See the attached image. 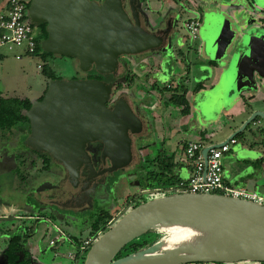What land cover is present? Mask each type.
Wrapping results in <instances>:
<instances>
[{
  "label": "water",
  "instance_id": "obj_1",
  "mask_svg": "<svg viewBox=\"0 0 264 264\" xmlns=\"http://www.w3.org/2000/svg\"><path fill=\"white\" fill-rule=\"evenodd\" d=\"M253 1L256 6H264V0ZM143 4L141 0L30 2L28 17L31 25L46 24L48 37L41 43L44 52L77 61L79 72H95L104 78H112V81L90 78L50 80L43 99L33 101L24 112L30 124L24 145L38 154L47 155L63 169L65 176L77 173L82 166L85 153L80 148L85 144L104 146L102 157L110 162L105 172L113 174L131 166L135 159L134 146L143 142L142 138L134 139L143 130V114L128 95L118 92L113 97L116 85L125 79L122 75L127 70V62L123 58L145 53H172L180 21L179 14L174 12L164 21L165 26L152 30ZM231 30L235 34L240 29ZM237 40L238 46L229 58L215 60L224 65L222 75L226 74L225 77L229 78L235 71L241 76L242 82L239 87L232 88L230 97L235 93L238 96L249 92L256 94L264 86L261 52L264 32L238 34ZM213 56L211 53L210 57ZM257 118L264 121V112L255 111L226 142L206 147L204 157L207 158L211 149L242 136ZM57 182L41 181L35 192L51 191L49 199L53 200L52 190ZM118 183L112 181L113 188ZM155 192L144 190L140 196ZM49 212L53 215L52 209ZM171 226L190 228L196 233L188 243L164 249V238L115 260L130 242L153 230H170ZM246 261L264 263V205L220 194L179 192L152 198L128 210L93 243L84 264Z\"/></svg>",
  "mask_w": 264,
  "mask_h": 264
},
{
  "label": "rangeland",
  "instance_id": "obj_2",
  "mask_svg": "<svg viewBox=\"0 0 264 264\" xmlns=\"http://www.w3.org/2000/svg\"><path fill=\"white\" fill-rule=\"evenodd\" d=\"M23 1L29 2L30 0ZM195 1L196 2H194L193 0H179L180 4L177 7L175 6V8L165 9V11H156L157 3L155 0H153L152 6L153 9H155V11H153L154 13L149 12V9L145 6L147 3L143 4L145 11L149 15L150 26L153 27L158 25L159 21H153L159 17H163V19H161L163 21L166 20V18L168 17L167 15L174 12H176L177 15L179 14L180 16V21L177 26L176 35L174 39L172 51L173 54L168 55L164 52H155L145 53L141 55L146 60V67H144V70L145 68L151 67L153 68L151 70L154 72L156 67H160L163 74L162 77L159 79L160 83L164 81L170 82V80H173V83H167L165 85L172 84L173 86H175V82L180 81L184 72L187 71V67L189 66L191 68V78L189 79L190 81L188 85L190 90L189 113L183 114L182 107H175L173 105H170L167 109L165 105H163V101L169 99L170 93L165 92L161 96L158 92V88L155 89L154 93H148V95L144 98V102H147L149 105L153 106L162 104V107L168 111L167 113L169 115V118L165 117V119L162 118L160 120L165 126L164 133L167 138V146L172 153H181V151H178V145H180V142L184 139V136H189V133L195 125H199L205 131L204 134L201 135L198 140H202L205 144L208 145H217L227 141L230 138V127L234 124H238L241 119L245 118V116L238 113V111L230 112L233 107H239V105L237 104L240 100L237 102L235 98L236 96L239 97V94L237 95L235 93V95L230 97V93L232 91V88L239 87V82H242L241 76L235 71L231 73L230 77L228 78L225 77L226 74L225 76L222 75L220 70H215L213 68L209 70V68L206 67L208 65V62L202 57L203 50L201 47L198 46L197 42L199 40H193L190 33L186 29L187 21L192 18L198 17L201 23V28L198 31V35L202 34V36L204 37V41L206 43V54L210 56V54L213 53L214 56L213 58L210 57V59L218 61L221 58H227L230 54H233L234 50L237 48L239 43L237 40V35L239 34V32L242 33V30L244 29L245 25L244 22H246V20L252 23L255 22L256 24L260 23V18H263L264 20L263 13L262 11H260L264 10L263 5L258 6L260 10L255 8H249V13L242 12L241 15L239 14L240 12L235 9V6L233 5V3H231V0H216L214 2H211L209 0ZM241 1L242 2L240 3L247 8V1ZM7 2L8 0H0V11L5 7ZM210 7L215 8L214 10L217 11L210 12ZM150 28L152 29V27ZM236 28H240V30L238 31V33L233 34L231 29ZM184 38L190 40L189 44L192 47V51L188 58H186V60V46L183 47V50H181V52L178 48L181 47V43ZM17 50L18 49L9 50L6 47H0V51L8 53L10 57H13ZM262 55L264 56L263 52ZM123 59H125V62L126 60H128L127 62H129L130 57H124ZM49 66L53 70V72H55V74L62 79H79L82 76L86 75L85 73L76 71V68L72 64L70 58L60 57L53 59L52 61H49ZM39 70L42 71V68ZM139 72L141 73L143 71L140 70ZM204 72L210 73L209 75H207L208 77H206L209 79L205 80L207 88L202 89L199 92H195L194 88L196 87V84L200 80H204ZM221 76H223V83L217 85L216 82ZM147 81H149L148 77ZM42 83L44 84V87H46V81L43 79L42 75L37 71V66H33L32 68H30L28 76V85L26 87L22 86L26 90L24 94H26V96L29 98H42L43 93L39 91V87ZM142 88L143 87L139 85L138 89L141 90ZM115 90L116 88L114 89V91ZM121 92L130 96L132 95L133 88H129L125 84L123 85ZM248 94H250L248 98L255 96V94L252 92H249ZM247 107L245 108L247 109ZM248 108H261L262 110H264V103L257 102L251 104ZM145 112L146 114L150 113L149 116H152L153 121L156 122V115L154 117L153 111ZM260 120L263 121L262 119ZM253 124L254 123H252L251 128H248L247 133L249 129H253ZM23 127L25 128L27 134L30 133V126L25 125ZM20 135L21 133H19L18 131L15 134L14 140L3 144L0 143V215L9 212L11 208L15 209V206L19 208L17 210H19L22 214L25 213V211L33 212V209L24 207L19 203H14V201L11 200V198H13L15 194L13 190L14 188L16 190V185L19 183L15 172L16 168H21L22 171L24 170L23 172H32V168H30L32 159L34 158L36 161H39L40 159L35 153L23 147L22 142L18 141L20 140ZM243 137L244 135L237 137V139ZM240 143H242V140H240ZM153 145L147 146L144 150L147 153L148 159H152L156 156V153L154 152L149 153V149L154 151L153 149H155L156 144L154 146ZM233 148L234 145L231 144V149L233 150ZM152 170H154V167L145 161L143 164V175L150 173ZM31 172L28 175L24 174L28 176L26 181H23V179L21 181L30 184L31 181H29V179L32 177ZM141 182V185H138L137 181H125V184L123 183L119 187L117 194L118 196L116 198L117 200L114 206L115 208L113 210H111V208L106 209L110 211L111 214H113V219L110 221L112 222L110 226L114 225L119 218H121L128 210L132 209L131 207L134 204H137V202H139L137 201V195L141 194L142 191H144L145 186L147 185V181ZM149 183L151 185L157 186L156 181H150ZM21 189L24 190V187L21 186ZM155 195L156 194L154 193L151 195H147L146 197L149 199H152V197H158L157 195ZM34 198L35 197L30 194L27 198V204L28 207L31 206L32 203L36 204L37 207L35 211L37 217H33L31 220L23 218L25 220L17 221L16 219L10 221L7 220L10 214H8V217L6 218L0 217L5 219L3 221H0V264H4V256L2 252L4 251L8 241L5 239L6 237L4 234H6L7 231H11L14 227H17V225L22 224L23 221L27 226H30L33 223L32 221H37L36 219H40V222L37 224V230L34 236H32V238L27 242V244H25V253L27 255L34 253L39 243H42L43 246L47 248L45 251L41 252V256L39 258H36L33 261V264H70L68 255L70 253L75 254V244H69L66 241L62 240L60 241L57 247L50 246V240L57 238L58 234L56 230H54L52 226H50L51 224L47 222L49 218L41 217L39 216V214H46V217H49L52 214L49 212V209H40L38 203L34 200ZM144 199L145 198L141 199L140 201L142 202ZM43 218L45 219V221L43 220ZM56 226L61 228L65 234L69 232L71 233V235L77 236L79 239H81V241L90 236L89 226L87 229H82V231L78 234L76 231H73L67 226L62 227L58 224ZM16 230L17 229L14 228V233H16ZM159 231L165 233L166 237L170 236V231L168 230L162 229ZM80 264H84V260L82 258L80 259Z\"/></svg>",
  "mask_w": 264,
  "mask_h": 264
},
{
  "label": "crops",
  "instance_id": "obj_3",
  "mask_svg": "<svg viewBox=\"0 0 264 264\" xmlns=\"http://www.w3.org/2000/svg\"><path fill=\"white\" fill-rule=\"evenodd\" d=\"M155 1L157 3L156 11H158V10L159 11H165V9L175 8V6L177 7L180 4V2H179V4H177V2L175 0H172V1H170V0H155ZM193 1L196 2L195 0H193ZM209 1L214 2L216 0H209ZM152 2H153V0H147V2H145V3H147L145 6H148V4L150 6L149 12L155 11V9H153ZM214 9L215 8H211V7L209 8V10H214ZM157 13H159V12H157ZM171 14H173V13H171ZM200 28H201V23H200L199 29ZM199 37H200V39H199ZM196 40H199V41H197L198 46L201 47L203 50L202 51L203 52L202 57L208 62V65L206 67L209 68V70L211 68H213L215 70H220L222 73L224 65L217 64V66H213V67L209 66V62L211 61V59H210V56H208L206 54V50H205L206 43L204 41V37L202 36V34H199ZM189 42H190L189 39L184 38V40H182L181 47H178L180 49V52H181V50H183V47L186 46L187 51H185V60H186V58H188V56L190 55V53L192 51V47L189 44ZM20 54H21V51L19 49L17 50V52L14 54L13 57H10L8 55V53H6V52L0 51V99H2V98H5V99L15 98V99H18L21 101L27 100L30 103H32L33 101L39 100V99L27 97L26 94H24L26 90L22 86L26 87L28 85V76H29L30 68H32L33 66H37V64L40 63V61H37V60L31 61L30 59H28L26 57L19 59L17 57ZM56 58H60V57H55L53 59H56ZM53 59H50V61H52ZM127 61L128 60H126V62ZM71 62L74 65V67L76 68V71H79L77 61L71 59ZM35 63H36V65H35ZM127 64L131 66L134 74L137 77L136 81H135V85L133 87L132 95H130L128 97H129V99L132 100L136 109L139 110V112L141 114H143L144 120L150 121L151 125L153 124L152 125L153 136H152V139L147 142V146H151L153 144L154 145L156 144V145H155V149H153L154 151L149 149L150 150L149 153L150 152L156 153L158 150H163L169 156L174 155L175 156V163H176L175 174L177 175V177L179 179H182L185 181L189 180L190 175H191V169L188 165L180 162L179 159H180V157H181V155H182V153H183V151L187 145V142H189V141H201V142H203L202 140H198V139L201 135L204 134L205 131L199 125L193 126L191 132L189 133V136H184V139L180 142V145H178V151H181V153H178V152L172 153L168 149V146H167V138H166L165 133H164L165 132V126L163 125V122L160 120L162 118L165 119V117L169 118V115L167 113L168 111L162 107V104L153 105V106L149 105L147 102H144V98L148 95V93H154L155 92L153 87H151L152 85H154V83H156L159 88H162L165 86V84L173 83L174 81L170 80V82L164 81V82L160 83L159 79L163 75L161 68L156 67L154 72L151 70V69H153L151 67L145 68V70H144V67H146V60L142 56H140L138 58H135V57L132 59L130 58L129 62H127ZM140 70H142L143 72L140 73L139 72ZM37 71L42 75L43 79L46 81V87H44L43 83L39 87V91L44 93L47 90L48 82L50 80H48L42 74V71L39 70L38 67H37ZM190 73H191V68H190ZM185 74H186V72H184L183 76ZM204 74H205L204 80H200L198 83L202 82L204 85V89H206L207 86H206L205 80L209 79L206 77H208L207 75H209L210 73L204 72ZM190 75L191 74H189V77L191 78ZM147 77H148L149 81H147ZM189 81L187 82V87L189 85ZM158 82L160 83V85ZM220 83H221V78L219 77V80H217L216 84L219 85ZM139 85H141L143 87L141 90L138 89ZM188 89H189V87H188ZM189 92H190V90H189ZM189 92L187 94V99H188V102L190 103ZM249 96H250V94H245V95H241L239 97H236L237 102L240 100L237 104V105H239V107L238 108L233 107L230 112L238 111V113H240L241 115H244L245 118L241 119L238 124H234L230 127V129H229V136L230 137H231V135H233L235 132H237L244 125V123L249 119V117L255 111H263L264 112V110H262L261 108H255V109L248 108V107H250L251 104H254L257 102L264 103V86L260 87L259 91L257 92V94H255L254 97L248 98ZM236 100H235V102H236ZM167 101L168 100H164L163 105H165V107L168 109L169 106H167V104H166ZM245 107H247V109ZM145 111H149V112L153 111L154 117L156 115V118H155L156 122L153 121L152 116H149L150 113L146 114ZM251 125H250V128L252 127ZM247 130H248V128L246 129V133L243 134L244 135L243 138L237 139V136L235 137V139L238 141V143L234 145L233 150L231 149V151L229 153L224 155V158H223L224 179H225L226 184H228L230 186L243 187V188H246L248 190L256 191L259 193H264V122L261 121L260 118H257L254 121L253 129H249L248 133H247ZM18 131H19V133H21L20 138H19L20 140H18V141L22 142L23 137H25V140H26L29 133L27 134L24 127L23 128L18 127L17 129L16 128L13 129L12 133L7 134L6 136H4L1 133L0 134V143L3 144V143L10 142V141L14 140L15 134ZM240 140H242V143H240ZM22 145L25 149H28L24 145V142L22 143ZM212 145H214V144L208 145V144L204 143L205 149H206V147H209ZM250 151L254 152L255 154H249L248 152H250ZM142 155L146 158L147 161L152 160V159L147 158L146 151H143ZM34 160L35 159L33 158L32 161H34ZM32 164L33 163H31V166H30V168H32V172L29 171L27 173L26 171L23 172L24 170L22 171L21 168H18V169L16 168L15 172H16L17 179L19 180V183L16 185L17 186L16 190H15V188L13 190V192L16 195L14 194V196H13V198H11V200L14 201V203H19L20 205H23L24 207H27L29 209H33V212L25 211V213L22 214L19 210H17L19 208H17V206H15V209L11 208L9 212L1 214L0 217L6 218V217H8V214H10L8 217L10 219H7L9 221L13 220V219L14 220L16 219V221H17V220L23 219V218H26L27 220H29V219L31 220L33 217H37L36 211H35V209L37 207L36 204L32 203L31 206H29V207L27 204L28 196L30 194H32L34 196V188H36L37 185L41 182V176H39V174H38V171L40 170V161H37L34 166H32ZM30 172L32 174V177L30 176L31 178L29 179V181H31L30 184H27L26 182L24 183L23 181H26V179L28 177L27 175ZM24 174H27V175H24ZM22 179H23V181H21ZM21 186L24 187V190L21 189ZM26 190H27V192H26ZM34 211H35V213H34ZM49 223L51 224L50 226H52V228L55 230V225H56V224H54L55 222L50 220ZM14 226H16V225H14ZM65 241L70 244L69 241H67V240H65ZM50 242H51V240H50ZM71 244H74V243L71 242ZM46 248L47 247L43 246L42 243H39V245L36 248V250L34 251V253L29 254V256L32 257L33 261H34L36 258H39L41 256V252L45 251Z\"/></svg>",
  "mask_w": 264,
  "mask_h": 264
},
{
  "label": "trees",
  "instance_id": "obj_4",
  "mask_svg": "<svg viewBox=\"0 0 264 264\" xmlns=\"http://www.w3.org/2000/svg\"><path fill=\"white\" fill-rule=\"evenodd\" d=\"M23 1V0H22ZM177 4H179V0H175ZM142 3L147 2V0H141ZM30 2L26 3L27 9H29ZM198 18V17H197ZM188 21H191L188 20ZM187 21V22H188ZM33 29L36 33V56L37 59L42 64V74L48 79H58L59 77L53 72V70L49 66L50 59L55 58L54 55L44 52L41 48V43L44 41L48 35L46 32V24L41 25L39 27L33 26ZM169 55V54H168ZM188 66V65H187ZM209 66H217V62L210 61ZM189 74H190V67H187L186 74L180 79L179 82L175 83V86L172 84L165 85L162 88H159L156 83L152 85L153 89L158 88V92L162 96L165 92L170 93V97L167 101V106L173 105L175 107H182V113L187 114L190 112V105L187 99V94L189 92V89L187 87V82L189 81ZM98 74L95 72H92L90 74V78L96 77ZM136 75L134 74L132 68L130 65L127 64V74L125 75V79L118 82L116 85V90L113 92V96L116 94L117 91L123 88V85L126 84L127 87L133 88L136 81ZM204 89L203 83H198L195 87L196 91H201ZM31 107V103L29 101H21L15 98H2L0 99V133H2L4 136L7 134H11L13 129L19 127H23L25 125L30 126L28 118L24 115V112L28 110ZM239 137V136H237ZM25 141V137L22 138V143ZM32 151L31 149H29ZM39 158L44 157L45 158V169L49 167L50 162L52 161L47 155H41L34 151ZM156 156L152 158V160L147 161L148 164L154 167V170H152L149 175L150 181H156L157 186L151 185L147 181V185L145 186L144 190H155V189H165L167 187L171 186H178L180 183H187V181L179 179L177 175L175 174V156L174 155H167L165 151L158 150L155 154ZM36 160L32 161V166L36 164ZM164 193H159L157 196H163ZM155 195V196H156ZM153 198V197H152ZM143 199V196L138 197L139 202L137 204H134L131 208H135L142 203H145L146 201L150 200L149 198H145L142 202L140 201ZM39 216L44 218H49L55 222V217L53 215H50L49 217H46V214H39ZM113 219V214H111L108 210H97L95 213H93V221L89 226L90 229V236L96 235L98 232H106L111 228L109 225V222ZM5 219H0V221H3ZM19 220H25V219H19ZM37 221H32L33 223L29 226H27L24 221L22 224L17 225V227H14L16 230V233H14V228L11 231H7L5 235V239L8 240L6 247L4 249L3 256H4V264H33V258L30 257L25 253V244L29 241V239L35 234L37 230V224L40 222V219H36ZM31 222V221H30ZM56 224V223H55ZM26 225V226H25ZM67 234V233H66ZM68 238L72 240V242L75 244L76 250L75 255L76 257H82L83 260H85L86 255L88 251H86L83 255L80 253V245H81V239H79L77 236L71 235V233L68 232L66 235ZM166 237L165 233H162L159 230H153L148 232L147 234L137 238L136 240L130 242L126 247L122 249V251L116 256L115 260L126 257L130 254L136 253L139 250H142L144 248H148L155 244L156 242L164 239ZM63 241L66 240L62 239ZM61 240V241H62ZM60 242H57L56 245L52 247H57Z\"/></svg>",
  "mask_w": 264,
  "mask_h": 264
},
{
  "label": "flooded vegetation",
  "instance_id": "obj_5",
  "mask_svg": "<svg viewBox=\"0 0 264 264\" xmlns=\"http://www.w3.org/2000/svg\"><path fill=\"white\" fill-rule=\"evenodd\" d=\"M31 1L32 0H30L29 2ZM246 1L247 8L239 5L240 0H231V3H233L235 9H237L240 12L239 14L241 15L242 12L249 13V8L260 10V8H257L258 6H256L253 0ZM146 7L150 9L149 4ZM260 11H262L264 16V10ZM151 12L152 11H150V13ZM161 19H163V17H159L153 21H159V23L155 27L150 26L152 27V30H156L165 26V20L162 21ZM259 21L260 23L256 24L255 22L252 23L246 20V22H244V29L242 30V33L239 32V35H246L249 33L256 34V32L261 31L264 32L263 18H260ZM261 52L264 53V49H261ZM165 54L172 55L173 52H168ZM138 57L140 56H137L135 58ZM123 61H125V59H123ZM91 73H88L81 78H90L89 76ZM126 74L127 70L122 76L125 77ZM90 79H105L107 81H112L111 77L104 78L100 75H97L96 77ZM118 92L122 93L121 89L117 91L116 94ZM45 93L46 91L43 93L42 98H40L39 100L43 99ZM122 95L124 94L122 93ZM143 122L144 126L141 134L134 136L135 140H137V138H142L143 142L141 143L143 144L140 143L139 145L134 146L133 151L135 159L132 162L131 166L125 171H118L113 174L105 172L106 169L110 166V162L109 160H105L102 157L104 146L99 143H94L93 145L85 144L80 148L82 152L85 153V156H83V164L78 169L77 173L73 172V175L70 174L68 176H65L63 169L60 166L56 165L53 161H51L49 167L45 169V158L43 156L40 157V170L38 171V174L39 176H41V181L58 182L55 184V188L52 190V193L54 195L53 200L49 199V194L51 191L46 192V190L45 192H40L37 190L35 192L36 188H34V197L39 205V208L52 209L53 215L56 219V225L58 224L62 227L67 226L73 231L79 233L82 231V229H87L88 226H90L93 221V213H95L97 210H106L107 208H111V210H113L115 208L114 206L117 200L116 198L118 196L117 194L119 187L125 181H137L138 185H141V181H150L148 174L143 175V164L145 161L147 162V160L142 155V152L146 149L147 142L152 139L153 124L151 125V122L147 120H144ZM248 128H250V125L248 126ZM112 181H119V183L113 188ZM43 188L46 187L43 186ZM137 196L141 197L140 194H138ZM143 198H146V196H143ZM66 205H70V207L68 208Z\"/></svg>",
  "mask_w": 264,
  "mask_h": 264
},
{
  "label": "built area",
  "instance_id": "obj_6",
  "mask_svg": "<svg viewBox=\"0 0 264 264\" xmlns=\"http://www.w3.org/2000/svg\"><path fill=\"white\" fill-rule=\"evenodd\" d=\"M25 1L8 0L5 7L0 11V47L9 50L19 49L21 54L17 58L26 57L31 61H39L36 56V33L28 17V9ZM200 27L199 19L192 18L186 23V29L193 40L198 37ZM42 68L41 62L37 64ZM238 141L233 138L227 144H223L216 149H211L207 158L204 157V143L201 141H189L179 159L180 162L188 165L191 175L187 183H180L178 186H171L165 189H155V194L163 195L187 192V193H213L235 198L248 200L257 204L264 205V193L248 190L243 187H233L226 184L224 179V155L231 151V144L235 145ZM159 197V196H158ZM112 222H109L111 225ZM58 234L57 238L51 240L50 245L54 246L57 242L65 239L70 242L64 231L55 225ZM102 235L98 232L81 241L80 253L83 255L90 249L93 243ZM82 257H76L74 253L68 255L70 264H80ZM197 264H264L261 262H236V263H197Z\"/></svg>",
  "mask_w": 264,
  "mask_h": 264
},
{
  "label": "bare ground",
  "instance_id": "obj_7",
  "mask_svg": "<svg viewBox=\"0 0 264 264\" xmlns=\"http://www.w3.org/2000/svg\"><path fill=\"white\" fill-rule=\"evenodd\" d=\"M170 236L164 239L163 248L169 249L176 244L188 243L196 232L190 228L171 226Z\"/></svg>",
  "mask_w": 264,
  "mask_h": 264
}]
</instances>
